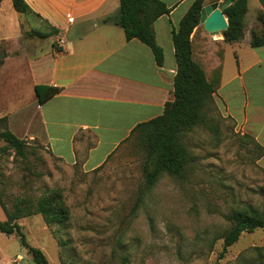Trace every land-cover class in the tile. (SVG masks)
<instances>
[{"label":"rangeland","instance_id":"374dc122","mask_svg":"<svg viewBox=\"0 0 264 264\" xmlns=\"http://www.w3.org/2000/svg\"><path fill=\"white\" fill-rule=\"evenodd\" d=\"M27 18L26 31H50L38 16ZM246 24L248 31L262 29L252 14ZM221 109L213 95L207 121L183 133L191 156L184 176L163 173L151 186L144 174L147 151L136 132L95 169L57 158L39 138H25L28 158L13 149L0 152L2 201L13 209L18 198L34 202L61 192L68 220L48 223L41 213L17 220L51 264H264V227L243 232L223 251L230 213L248 206L264 212V146ZM0 219H6L1 204ZM31 259L17 234L0 231V264Z\"/></svg>","mask_w":264,"mask_h":264},{"label":"crops","instance_id":"0c3cea01","mask_svg":"<svg viewBox=\"0 0 264 264\" xmlns=\"http://www.w3.org/2000/svg\"><path fill=\"white\" fill-rule=\"evenodd\" d=\"M26 1L49 30L59 31L45 38L29 36L22 27L24 16L28 21L37 15L20 13L12 0H0V117L7 116L9 129L18 136L39 138L57 158L95 169L116 154L137 124L162 114L174 97L173 29L194 0H162L170 11L152 23L164 53L162 64L149 45L127 39L122 26L103 20L118 15L120 0ZM260 10L264 0H248L244 37L226 42L214 96L222 114L264 146V44L252 46L246 29L247 16L256 19ZM37 84L55 89L40 100Z\"/></svg>","mask_w":264,"mask_h":264},{"label":"trees","instance_id":"16d2710c","mask_svg":"<svg viewBox=\"0 0 264 264\" xmlns=\"http://www.w3.org/2000/svg\"><path fill=\"white\" fill-rule=\"evenodd\" d=\"M213 1L216 0H194L178 27L173 29L172 38L178 64L174 77V97L165 102L162 114L140 122L132 131V134L138 133L147 151L144 174L148 186L153 185L163 173L184 176V169L191 161V156L182 135L207 121L206 107L221 82L226 42L238 41L244 37L248 0H232L223 9L228 19V28L223 31L224 38L217 40L212 39L200 23L201 8ZM12 3L20 13L40 16L26 0H12ZM169 11L162 0H120L118 15L114 18L107 16L103 20L112 19L122 26L127 39L138 38L149 45L157 63L162 64L164 53L156 42L152 23ZM257 17L262 23V29L260 32L251 30L252 46L264 44V12L260 10ZM58 31L55 27L50 31L31 28L27 30V34L45 38ZM214 54L218 56V60H209ZM2 61L1 56L0 64ZM54 89L49 84L35 86L40 100ZM0 139L5 141L0 146V152L13 149L16 155L28 158L30 143L9 129L7 116L0 117ZM0 204L6 213V219H0V231L17 234L21 244L29 250L37 264H51L39 247L29 244L17 220L34 213H41L48 223L68 220L69 210L61 192L52 190L50 194L42 195L34 202L18 198L13 209H8L0 196ZM229 219L231 226L223 237V251L236 242L243 232L264 227V212L254 206L234 210L229 214Z\"/></svg>","mask_w":264,"mask_h":264},{"label":"water","instance_id":"95a60500","mask_svg":"<svg viewBox=\"0 0 264 264\" xmlns=\"http://www.w3.org/2000/svg\"><path fill=\"white\" fill-rule=\"evenodd\" d=\"M232 0H216L205 4L200 11V23L210 35L223 34L228 28V19L223 9L231 3ZM24 264H37L33 259L24 261Z\"/></svg>","mask_w":264,"mask_h":264},{"label":"built area","instance_id":"2783aa9c","mask_svg":"<svg viewBox=\"0 0 264 264\" xmlns=\"http://www.w3.org/2000/svg\"><path fill=\"white\" fill-rule=\"evenodd\" d=\"M64 40L62 38L59 39V43H63Z\"/></svg>","mask_w":264,"mask_h":264}]
</instances>
